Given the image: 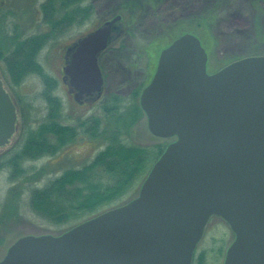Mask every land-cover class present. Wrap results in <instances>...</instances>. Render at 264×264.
Masks as SVG:
<instances>
[{"label": "water", "instance_id": "obj_1", "mask_svg": "<svg viewBox=\"0 0 264 264\" xmlns=\"http://www.w3.org/2000/svg\"><path fill=\"white\" fill-rule=\"evenodd\" d=\"M121 16L77 41L64 74L74 100L101 93L99 55ZM193 34L159 58L141 96L151 133L175 138L139 195L61 235H27L0 264H193L213 216L235 233L224 264H264V56L208 74ZM17 108L0 79V148L16 131Z\"/></svg>", "mask_w": 264, "mask_h": 264}, {"label": "rangeland", "instance_id": "obj_2", "mask_svg": "<svg viewBox=\"0 0 264 264\" xmlns=\"http://www.w3.org/2000/svg\"><path fill=\"white\" fill-rule=\"evenodd\" d=\"M44 1L0 0V46L2 48L5 43L6 49H10L11 39L17 33L23 38L48 30L47 25L42 22L40 12V5ZM119 1L96 0V11L91 19L82 25L74 26L60 38L46 45L38 54V61L43 72L57 83L55 94L63 103L65 123L76 127L79 121L100 117L103 127L113 131L115 126L112 120H108L103 115L102 102L109 95L117 94L125 99L124 106L135 104L141 109L138 111L135 123L130 121V133L125 137L126 142L148 148L154 153L157 152L158 146L167 148L175 141V138H160L151 133L148 118L141 106L142 93L155 75L161 52L182 35L193 34L200 40L207 53L208 74H213L230 63L246 57L264 56V36L261 38L254 33L256 19L264 30V0L256 1L254 6L245 1L243 4H237L229 17H223L212 28L206 25L189 24L186 20H182L194 12L203 11L208 5V0L207 4L201 0H197L195 4H188L191 0H165L157 7H149L142 16L141 26L137 27L132 36L136 38L142 32L144 39L147 38V41L151 42V50L148 54H144L141 60H136L133 65H130L128 61L133 57L135 43L130 42L132 37L124 33L123 24L118 21L110 37L109 48L101 54L99 59L104 78L103 91L81 105L74 100L75 90L70 86L69 78L63 72L64 67L69 62L70 54L75 49L77 41L103 26L107 22L105 20L107 14ZM175 20H182L183 28L158 31L159 25ZM0 79L8 92L14 96L18 109L16 131L10 142L0 148L1 156L14 147L20 148V144L23 143L21 131H25L26 128L33 130L44 122L49 107L42 98L44 81L38 74H30L21 84L16 85L12 82L6 66L0 62ZM135 91H141L140 95L132 99L131 96ZM103 148L104 145L98 138L81 133L74 144L67 146L56 157L26 161L23 166L30 172L23 179L11 182L8 170L0 173V218H4L0 220V238L2 239L0 260L21 237L47 234L58 236L57 234L70 228V224L55 225L36 215L29 204L30 190L35 186L42 187L49 179L59 176L66 170L78 169L90 163ZM155 162L150 163L151 166L143 179L137 180L130 191L115 203L87 217L74 219L71 223H82L92 216L95 217L135 199ZM36 174L38 175L34 176ZM4 214L6 216H3ZM234 240L235 233L230 225L220 217H211L196 247L193 264H224L227 251Z\"/></svg>", "mask_w": 264, "mask_h": 264}, {"label": "trees", "instance_id": "obj_3", "mask_svg": "<svg viewBox=\"0 0 264 264\" xmlns=\"http://www.w3.org/2000/svg\"><path fill=\"white\" fill-rule=\"evenodd\" d=\"M164 1L120 0L107 14V22L121 16L119 22L123 24L124 33L132 37L131 43H135L132 45L135 48L133 57L128 61L130 65L135 64L136 60H141L144 54H148L152 46L151 42L141 35L142 32L136 38L132 36L135 34L133 32L141 26L142 16L149 7H157ZM196 1L191 0L188 4H195ZM201 1L207 4V0ZM244 1L254 6L256 1L262 0H208V5L203 11L194 12L182 20L212 28L223 17H229L233 8ZM95 3L96 0H45L40 5V12L42 22L47 25L48 30L23 38L17 33L11 39L10 49H6L5 43L2 44L3 48L0 46V62L6 66L14 84H21L30 74L42 77V98L49 107L44 122L33 130L26 128L21 131L23 143L20 148L14 147L0 156V173L8 170L11 182L23 179L30 172L23 166L26 161L56 157L67 146L74 144L81 133L98 138L104 145L90 163L78 169L66 170L49 179L42 187L31 188L29 204L36 215L55 225H71L57 235L81 223H71L74 219L100 211L129 192L137 180L143 179L151 166L150 163L157 161L166 149L160 145L157 152L153 153L148 148L126 142L125 137L130 133V121L135 123L141 109L135 104L124 106L125 99L117 94L109 95L102 102L103 115L112 120L115 126L113 131L103 127L100 117L79 121L76 127L65 123L63 103L55 94L57 83L43 72L38 54L46 45L60 38L74 26L82 25L91 19L96 11ZM182 20L166 24L164 22L159 25L158 31L183 28ZM254 33L261 38L264 36V30L257 19L254 23ZM140 92L135 91L132 99L138 98ZM1 240L0 238V245Z\"/></svg>", "mask_w": 264, "mask_h": 264}, {"label": "flooded vegetation", "instance_id": "obj_4", "mask_svg": "<svg viewBox=\"0 0 264 264\" xmlns=\"http://www.w3.org/2000/svg\"><path fill=\"white\" fill-rule=\"evenodd\" d=\"M75 50V49H74ZM74 50L71 52V54L74 52ZM71 54H70V57H71ZM3 85H4V82H3ZM104 86V85H103ZM6 89V88H5ZM6 91H8L7 89H6ZM103 91V90H102ZM9 93V92H8ZM10 94V93H9ZM95 95H97V94H95ZM94 95V96H95ZM10 96H11V99H12V101L14 102V104H15V106H16V103H15V101H14V96L13 95H11L10 94ZM94 96H92V97H84V99L82 100V103H79V104H81V105H83V104H85V102H86V100H88V99H90V98H93ZM16 108H17V106H16ZM17 116H18V109H17ZM18 121V120H17Z\"/></svg>", "mask_w": 264, "mask_h": 264}]
</instances>
